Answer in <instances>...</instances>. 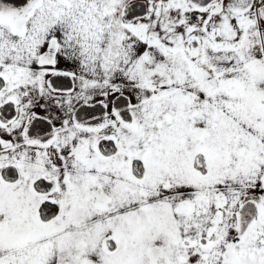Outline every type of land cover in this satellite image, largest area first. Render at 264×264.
<instances>
[{
    "label": "snow or ice",
    "instance_id": "obj_1",
    "mask_svg": "<svg viewBox=\"0 0 264 264\" xmlns=\"http://www.w3.org/2000/svg\"><path fill=\"white\" fill-rule=\"evenodd\" d=\"M0 264H264V0H0Z\"/></svg>",
    "mask_w": 264,
    "mask_h": 264
}]
</instances>
